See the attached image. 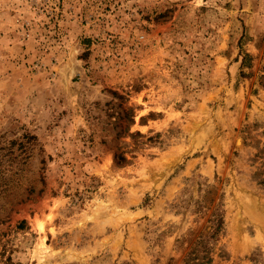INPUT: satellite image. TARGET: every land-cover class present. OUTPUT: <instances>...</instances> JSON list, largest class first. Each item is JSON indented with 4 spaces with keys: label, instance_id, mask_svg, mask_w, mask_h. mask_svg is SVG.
Returning <instances> with one entry per match:
<instances>
[{
    "label": "rangeland",
    "instance_id": "obj_1",
    "mask_svg": "<svg viewBox=\"0 0 264 264\" xmlns=\"http://www.w3.org/2000/svg\"><path fill=\"white\" fill-rule=\"evenodd\" d=\"M0 264H264V0H0Z\"/></svg>",
    "mask_w": 264,
    "mask_h": 264
},
{
    "label": "trees",
    "instance_id": "obj_2",
    "mask_svg": "<svg viewBox=\"0 0 264 264\" xmlns=\"http://www.w3.org/2000/svg\"><path fill=\"white\" fill-rule=\"evenodd\" d=\"M116 159H117V161H118L119 164L126 163V159H125V156L124 155L116 156Z\"/></svg>",
    "mask_w": 264,
    "mask_h": 264
}]
</instances>
